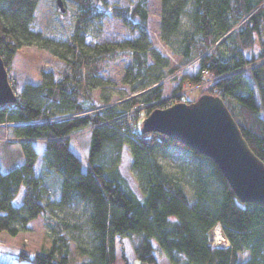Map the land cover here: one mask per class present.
I'll return each mask as SVG.
<instances>
[{
    "label": "trees",
    "instance_id": "1",
    "mask_svg": "<svg viewBox=\"0 0 264 264\" xmlns=\"http://www.w3.org/2000/svg\"><path fill=\"white\" fill-rule=\"evenodd\" d=\"M38 1L0 0V55L6 67L20 47L29 45L65 61L58 78L26 83L15 103L0 106V126L18 139L24 156L21 164L6 171L0 168V232L15 236L41 217L56 235L48 247L33 254L21 249L16 260L69 263L66 230L77 225L48 213L50 203L43 200L47 189L34 169L41 154L42 174L59 176L57 197L51 204L61 208L80 201L88 208L92 243L82 249L88 259L81 264H112L115 238H128L136 258L148 264H156L160 254L172 264H264V204L240 201L205 154L158 132L142 130L135 137L114 118L139 102L159 100L149 111L165 105L164 82L150 72L147 61L148 54L157 63L162 60L147 39V0H134L132 7L109 8L106 0H71L79 14L67 45L69 58L57 51L52 36L33 28ZM107 10L138 36L126 39L121 49L106 43L85 48V25L96 23ZM184 15L189 28L172 52L176 63L170 71L194 61L198 68L180 74L170 104L183 101L179 92L185 80L195 85L207 80L201 90L222 98L249 147L264 163V0H160L159 34L165 45L171 46ZM123 56L132 58L127 67L129 81L134 80L132 89L140 85L144 90L126 105L89 106L91 90L98 85L97 73L105 68L103 61ZM84 130L89 140L82 169L71 144L72 134ZM124 145L129 147L141 197L118 168ZM169 148L190 157L188 185L158 161V151ZM21 186V203L16 205L13 199ZM216 223L229 246L211 245L208 233Z\"/></svg>",
    "mask_w": 264,
    "mask_h": 264
},
{
    "label": "rangeland",
    "instance_id": "2",
    "mask_svg": "<svg viewBox=\"0 0 264 264\" xmlns=\"http://www.w3.org/2000/svg\"><path fill=\"white\" fill-rule=\"evenodd\" d=\"M63 12L57 5L56 0H39L35 9L32 21L33 28L42 30L45 34L52 36L58 44L57 51L63 53L67 58L70 52L67 50L68 41L74 35V21L78 17L79 10L76 4L71 0H61ZM108 8L113 5L132 7L134 0H106ZM147 24L145 26L147 39L150 48L158 51L162 57L161 63H157L147 55V61L151 65L150 72L159 75L164 82V94L162 100L168 103L171 100L172 88L179 81L182 72L193 73L197 71V62L187 66L180 67L172 73L170 67L176 63L173 51L179 47V42L183 32L189 28V21L186 15L182 16V26L179 32L173 36L171 46L165 45L159 34L160 27V0H147ZM189 9V7L187 8ZM87 34L84 36L83 46L93 48L96 45L109 44L114 49H121L126 39H135L138 36L136 30H131L123 24L120 18L113 16L108 10L106 14L96 20V23L88 22L86 25ZM125 50H129L125 48ZM247 55L248 51H244ZM130 56L119 57L115 60L105 59L103 61L105 68L97 73L96 82L98 85L91 90L92 99L90 105L96 107L106 103L124 104L130 100L131 96L142 92L140 85L132 89L134 80L127 76V67L131 63ZM65 65V61L52 54L49 50L36 45L22 46L14 54L12 60L7 65L8 79L17 94L21 93L26 83L40 84L49 78H58ZM205 74V72H204ZM178 75L177 78H174ZM208 82L205 80L200 84H191L185 80L182 83L183 90L181 97L183 101L196 99L203 91L201 85ZM204 93V92H203ZM20 98V97H19ZM139 102L138 104H144ZM164 103V104H165ZM137 104V105H138ZM150 112V111H149ZM89 134L87 130L80 131L73 136L71 149L81 159L82 169L86 168L85 156L87 153ZM158 161L163 165L165 171L178 178L184 184L188 185L190 179V170L192 167L190 157L174 148L165 151L159 150L157 153ZM23 149L16 137L11 132L0 126V168L6 171L23 162ZM41 154L35 162V175L41 177V182L46 187L43 193V200L49 202L48 213L54 219H65L74 223L77 227L66 230L69 236V263L81 264L88 259V255L82 249H88L91 246V233L87 225L88 208L80 201L72 202L64 207H56L54 203L57 197L59 187V176L55 172L44 175L41 172ZM121 175L127 181L131 190L141 197V191L136 179L135 171L131 167V155L129 147L124 145L121 150L120 162L118 164ZM24 187L21 186L13 203L19 205ZM55 234H52L47 225L44 224L41 217H37L29 222V229L21 231L15 236L6 232H0V264H31L27 261H17L16 257L21 249H25L31 254L48 247ZM118 251L115 252V256ZM121 256V255H120ZM122 257V256H121Z\"/></svg>",
    "mask_w": 264,
    "mask_h": 264
},
{
    "label": "water",
    "instance_id": "3",
    "mask_svg": "<svg viewBox=\"0 0 264 264\" xmlns=\"http://www.w3.org/2000/svg\"><path fill=\"white\" fill-rule=\"evenodd\" d=\"M56 2L63 11L62 1ZM17 99L0 55V106ZM142 125L146 132L164 134L210 157L240 201L264 204V163L249 147L221 97L204 92L190 102L155 107Z\"/></svg>",
    "mask_w": 264,
    "mask_h": 264
},
{
    "label": "built area",
    "instance_id": "4",
    "mask_svg": "<svg viewBox=\"0 0 264 264\" xmlns=\"http://www.w3.org/2000/svg\"><path fill=\"white\" fill-rule=\"evenodd\" d=\"M158 102L159 100L144 104H136L114 118L117 119L118 123L122 124V127L130 132V134L137 137L136 135L140 134L143 130L142 124L149 113V106ZM169 105H171L170 102L165 103L162 107H167ZM105 122H108V120H105ZM75 134L76 133L72 134V137ZM208 236L212 246H229V241L222 233L221 225L219 223L214 224L211 231L208 233Z\"/></svg>",
    "mask_w": 264,
    "mask_h": 264
},
{
    "label": "crops",
    "instance_id": "5",
    "mask_svg": "<svg viewBox=\"0 0 264 264\" xmlns=\"http://www.w3.org/2000/svg\"><path fill=\"white\" fill-rule=\"evenodd\" d=\"M114 250L115 252L118 251V254L115 256L112 264H148L145 262H141L136 258L128 238H115ZM156 264H172V263L165 255L160 254L157 256Z\"/></svg>",
    "mask_w": 264,
    "mask_h": 264
}]
</instances>
